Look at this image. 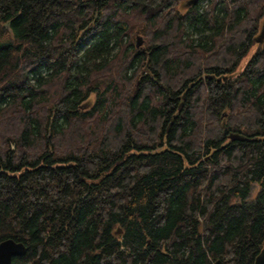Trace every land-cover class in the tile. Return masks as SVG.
I'll use <instances>...</instances> for the list:
<instances>
[{"label":"trees","instance_id":"16d2710c","mask_svg":"<svg viewBox=\"0 0 264 264\" xmlns=\"http://www.w3.org/2000/svg\"><path fill=\"white\" fill-rule=\"evenodd\" d=\"M183 1L0 0L12 264H254L264 0Z\"/></svg>","mask_w":264,"mask_h":264},{"label":"water","instance_id":"95a60500","mask_svg":"<svg viewBox=\"0 0 264 264\" xmlns=\"http://www.w3.org/2000/svg\"><path fill=\"white\" fill-rule=\"evenodd\" d=\"M197 0H191L188 5H192L196 2ZM264 37V30L261 34L260 37L257 38V42L260 43L262 38ZM143 45V40L141 37L137 38V44L136 46L142 47ZM142 50H145L142 48ZM183 110V104L181 105L180 111L182 112ZM172 124V123H171ZM169 125V128L171 126ZM231 140H238V141H243V138L239 135H231L230 136ZM27 251L26 245L22 242H17L13 239H8L0 243V264H12L13 259L15 257L23 256L25 255ZM254 264H264V246L258 256L255 258Z\"/></svg>","mask_w":264,"mask_h":264},{"label":"rangeland","instance_id":"374dc122","mask_svg":"<svg viewBox=\"0 0 264 264\" xmlns=\"http://www.w3.org/2000/svg\"><path fill=\"white\" fill-rule=\"evenodd\" d=\"M188 1H189V0H184L183 2H181V4H180V10H181L182 12H185V11L188 9ZM263 30H264V20H263V25H261L260 28H259V33H258V35H257V38L261 36ZM138 37H141L142 40H143V45H142V47H139V48L136 46V44H137V38H138ZM145 42H146V41H145V38L143 37V35L137 33V34H136V37H135V42H134L136 48L139 49V50H142V48L145 49V47H146V46H145ZM256 49H257V46L253 47V49L251 50L249 56H248V57H247V58L241 63V67H240V69H243V68L246 66V64L248 63V61H249L250 58L252 57V55L255 53ZM93 103H94V96H92V97L90 98V100L88 101V103H87V108H90V107L92 106ZM257 192H258V187L255 185V186L253 187V190H252V197H251V199H254V197H255V195L257 194Z\"/></svg>","mask_w":264,"mask_h":264}]
</instances>
